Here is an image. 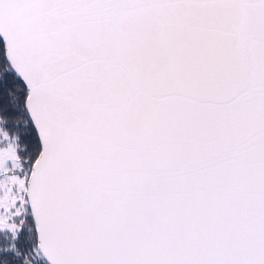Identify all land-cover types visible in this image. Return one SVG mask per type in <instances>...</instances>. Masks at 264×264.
<instances>
[{"label": "snow or ice", "instance_id": "obj_1", "mask_svg": "<svg viewBox=\"0 0 264 264\" xmlns=\"http://www.w3.org/2000/svg\"><path fill=\"white\" fill-rule=\"evenodd\" d=\"M0 264H264V0H0Z\"/></svg>", "mask_w": 264, "mask_h": 264}]
</instances>
